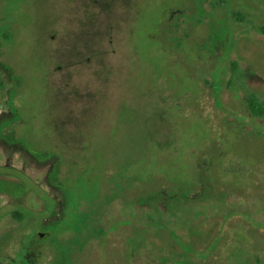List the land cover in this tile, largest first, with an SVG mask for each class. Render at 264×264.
Returning a JSON list of instances; mask_svg holds the SVG:
<instances>
[{"label": "rangeland", "instance_id": "rangeland-1", "mask_svg": "<svg viewBox=\"0 0 264 264\" xmlns=\"http://www.w3.org/2000/svg\"><path fill=\"white\" fill-rule=\"evenodd\" d=\"M263 26L264 0H0V264H264Z\"/></svg>", "mask_w": 264, "mask_h": 264}, {"label": "trees", "instance_id": "trees-1", "mask_svg": "<svg viewBox=\"0 0 264 264\" xmlns=\"http://www.w3.org/2000/svg\"><path fill=\"white\" fill-rule=\"evenodd\" d=\"M232 19L237 22H245V16L240 12L232 13ZM259 31L264 34V26L259 27ZM7 39V35H4V40ZM234 66V65H233ZM2 81L0 79V87H2ZM247 108L251 115L254 117H264V100H260L255 95H251L246 100ZM14 216H17L18 220L22 219V215L19 212H15Z\"/></svg>", "mask_w": 264, "mask_h": 264}]
</instances>
